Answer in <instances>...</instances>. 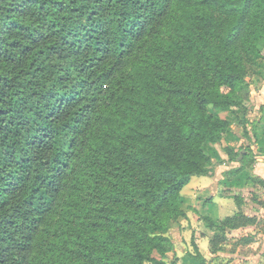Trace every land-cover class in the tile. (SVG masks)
<instances>
[{
    "label": "trees",
    "instance_id": "obj_1",
    "mask_svg": "<svg viewBox=\"0 0 264 264\" xmlns=\"http://www.w3.org/2000/svg\"><path fill=\"white\" fill-rule=\"evenodd\" d=\"M258 57L264 0H0V264H167Z\"/></svg>",
    "mask_w": 264,
    "mask_h": 264
},
{
    "label": "rangeland",
    "instance_id": "obj_2",
    "mask_svg": "<svg viewBox=\"0 0 264 264\" xmlns=\"http://www.w3.org/2000/svg\"><path fill=\"white\" fill-rule=\"evenodd\" d=\"M262 70L264 57H258L249 64L247 82ZM250 91L255 99L248 83L241 105L219 112L230 123L219 144L203 145L213 163L211 172L180 190L185 214L169 221L164 232L173 244L164 257L167 264H196L194 242L206 264H264V104L255 107ZM236 213L231 222L225 220ZM205 216L219 225L212 230Z\"/></svg>",
    "mask_w": 264,
    "mask_h": 264
},
{
    "label": "crops",
    "instance_id": "obj_3",
    "mask_svg": "<svg viewBox=\"0 0 264 264\" xmlns=\"http://www.w3.org/2000/svg\"><path fill=\"white\" fill-rule=\"evenodd\" d=\"M264 73V70H262V72L260 74L256 73V74H253V76L251 77L250 81H248L249 83V89L250 90H253L256 91L255 94H256V97L255 99H252L253 98V95H251V91H250V98L252 99V104L255 106V107H260L259 104H264V75L262 76L261 74ZM260 100H259V99ZM258 99V101H256ZM264 114V113H261L260 114V117L261 115ZM264 120V116L262 118V121ZM232 126V125H231ZM204 177H206V175H194L190 178L189 180V183L188 184H191V185H194V183H197V182H201Z\"/></svg>",
    "mask_w": 264,
    "mask_h": 264
}]
</instances>
